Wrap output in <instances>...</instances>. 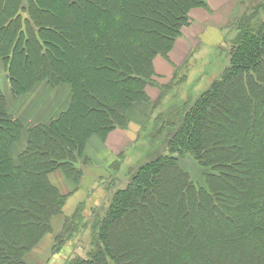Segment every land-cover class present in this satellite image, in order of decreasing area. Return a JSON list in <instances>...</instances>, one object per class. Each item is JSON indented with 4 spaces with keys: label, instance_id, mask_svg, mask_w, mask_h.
<instances>
[{
    "label": "trees",
    "instance_id": "16d2710c",
    "mask_svg": "<svg viewBox=\"0 0 264 264\" xmlns=\"http://www.w3.org/2000/svg\"><path fill=\"white\" fill-rule=\"evenodd\" d=\"M25 1L0 0L10 92L44 84L68 98L25 128L0 91V264H30L48 234L51 264H264V0H235L220 35L228 65L202 92L183 69L158 82L153 62L207 0ZM136 104L150 113L101 175L103 201L63 216L71 192L52 176L80 188L87 142L128 129ZM185 156L208 169L203 186Z\"/></svg>",
    "mask_w": 264,
    "mask_h": 264
},
{
    "label": "crops",
    "instance_id": "0c3cea01",
    "mask_svg": "<svg viewBox=\"0 0 264 264\" xmlns=\"http://www.w3.org/2000/svg\"><path fill=\"white\" fill-rule=\"evenodd\" d=\"M234 4L235 0H207L206 9L198 8L190 11V23L182 29L181 36L176 40L174 47L168 54V60L157 57L153 62L156 74L162 77L158 79V82L166 81L173 75L175 70L180 69L182 71V69H186L190 64V60L195 59V55L204 45L206 47H217L222 44L220 35L225 36L222 28L225 27L226 21L233 11ZM205 34H207V37H204ZM63 90L61 96V94H57L56 90H52L44 84H38L27 95L16 98L10 92L5 67L3 62L0 61V91L3 94L5 92L6 109L15 118H19L25 128L46 123L50 118H54L59 109L63 110L68 98V88L64 87ZM147 94L153 99L156 91L148 89ZM149 113V105L136 104L127 114L130 120L128 129L113 130L104 141L97 137L89 139L84 152L89 164L83 167L80 188H75V184L70 180H66L62 176L63 174L59 172L52 176V180L63 194L71 192L64 204L63 216L71 215L80 204H84L88 212L90 208L98 206L103 201L101 175L116 161L117 156L125 152L131 145L140 125ZM60 220L53 221L54 230L60 227ZM52 241L53 234L44 236L34 248L33 253L42 259H50ZM55 261H60V258L55 257Z\"/></svg>",
    "mask_w": 264,
    "mask_h": 264
},
{
    "label": "rangeland",
    "instance_id": "374dc122",
    "mask_svg": "<svg viewBox=\"0 0 264 264\" xmlns=\"http://www.w3.org/2000/svg\"><path fill=\"white\" fill-rule=\"evenodd\" d=\"M207 37V34L204 35ZM229 46L223 43L219 46L206 47L205 45L199 49V52L195 55L194 60H190V64L186 69L182 71L186 75V82L184 87L188 84L197 80V85L194 88L196 91H203L207 85L212 82L218 75V72H222L228 65L227 61V50ZM187 71V72H186ZM203 73L208 74L207 78L201 77ZM4 92V91H3ZM62 92H64L62 88ZM5 94V92H4ZM10 103V102H9ZM62 103V101H61ZM132 155H128L123 165L131 163ZM133 159V158H132ZM180 167L189 175L190 180L197 184L198 186H203L204 175L208 172V169L200 167L193 159L189 156H185L179 161ZM85 236V234H84ZM83 248V250H82ZM88 249V245H83V247H77V253H84ZM82 250V251H81ZM28 261L30 264H51L48 259H42L40 256L32 253ZM49 262V263H48ZM52 264H61L60 261H53Z\"/></svg>",
    "mask_w": 264,
    "mask_h": 264
},
{
    "label": "water",
    "instance_id": "95a60500",
    "mask_svg": "<svg viewBox=\"0 0 264 264\" xmlns=\"http://www.w3.org/2000/svg\"><path fill=\"white\" fill-rule=\"evenodd\" d=\"M25 3H26V1H25V0H22V4H23V6L25 5Z\"/></svg>",
    "mask_w": 264,
    "mask_h": 264
}]
</instances>
